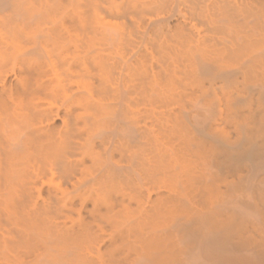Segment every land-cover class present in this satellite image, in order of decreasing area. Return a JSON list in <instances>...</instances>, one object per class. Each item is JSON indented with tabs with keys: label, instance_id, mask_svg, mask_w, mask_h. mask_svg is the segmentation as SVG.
Instances as JSON below:
<instances>
[{
	"label": "bare ground",
	"instance_id": "obj_1",
	"mask_svg": "<svg viewBox=\"0 0 264 264\" xmlns=\"http://www.w3.org/2000/svg\"><path fill=\"white\" fill-rule=\"evenodd\" d=\"M0 264H264V0H0Z\"/></svg>",
	"mask_w": 264,
	"mask_h": 264
}]
</instances>
